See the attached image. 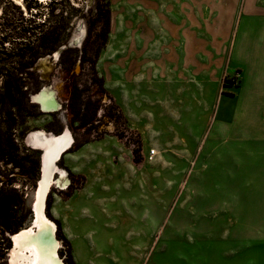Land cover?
Returning <instances> with one entry per match:
<instances>
[{
	"label": "rangeland",
	"instance_id": "rangeland-1",
	"mask_svg": "<svg viewBox=\"0 0 264 264\" xmlns=\"http://www.w3.org/2000/svg\"><path fill=\"white\" fill-rule=\"evenodd\" d=\"M51 1L38 0L37 9L30 13L26 10L30 0H0V19L3 10L16 12L10 3L18 6L26 18L36 11L48 16L47 4ZM109 1L110 32L105 44L96 35L103 22L99 13L106 9V1L69 0L65 15L71 13V7L75 9L72 27L53 53L61 54L65 47L73 49L69 57L75 56L77 62L72 73L76 74L79 89H87L82 101H86L90 113H96L94 121L85 128L72 122L73 80L59 58L49 59L53 54L42 57L47 61L37 63L34 70L43 81L31 96L44 87L50 88L59 109L44 113L35 104L25 127L26 137L16 153L19 162L26 156L38 160V172L26 175L12 163L0 160V170L7 174L1 179L12 178L14 187L24 191L28 220L41 177L42 155L26 142L30 133L59 135L69 129L79 143L111 138L118 151L112 175L110 168L98 167L97 160L102 153L114 152L110 140L69 156L72 166L89 169L88 179L71 174L64 160L57 163L72 185L67 190L51 188L47 199L52 197V206L57 203L58 214L51 210V215L47 211L46 215L57 225L61 243L58 253L65 264H264V219L256 198L244 202L230 181L217 180L210 167L196 161L193 151L184 147L183 139L188 145L198 144L206 128L205 109L191 100L205 101L198 99L202 93L194 86L200 73L204 74L200 54H191V69H185V77L176 69L178 78L173 81L152 79L156 76L152 71L158 70L162 58L167 62L164 55H169L159 52L170 38L160 20L169 0ZM218 40L224 44L220 88L232 94L230 87H236L239 79L237 71L228 72L232 38ZM215 67L209 58L207 86L220 78L212 76ZM94 71L103 81L102 87L98 81H88ZM227 78L236 79L235 84ZM0 120L5 117L0 115ZM151 149L157 151L152 160L148 155ZM123 152L126 158L120 160ZM85 155L90 157L87 162ZM9 253L10 247L3 251L0 243V264H11Z\"/></svg>",
	"mask_w": 264,
	"mask_h": 264
},
{
	"label": "crops",
	"instance_id": "crops-1",
	"mask_svg": "<svg viewBox=\"0 0 264 264\" xmlns=\"http://www.w3.org/2000/svg\"><path fill=\"white\" fill-rule=\"evenodd\" d=\"M168 3L167 12L160 15V20L162 30L170 38L167 45L160 46L159 52L169 55H164L167 62L159 57L162 63L158 70L152 71L156 75L152 79L173 81L177 77L176 69L185 77V69H191V54H200L199 63L204 65L200 69L204 74L200 73L194 86L202 93L197 98L205 101L191 100L200 102L199 108L205 109L206 128L198 144L191 146L183 139L184 147L193 151L196 161L209 166L217 180L230 181L231 188L238 191L237 196L243 197L244 202L256 198L255 204L264 219V0H169ZM222 37L232 38L228 72L239 73L238 85L230 87L232 94L223 93L220 88L224 44L218 38ZM209 58L216 66L212 76L220 78L207 86ZM187 106L191 114V106ZM137 113L140 114L138 107ZM106 140L112 141L114 152L102 153L97 159L98 167L110 168L112 175L118 151L111 138L87 143L72 153L65 151L60 160H64L71 174L88 179L89 169L72 166L68 158ZM123 158H126L124 152L119 159ZM84 160L87 162L90 157L85 155ZM55 204L51 210L58 214Z\"/></svg>",
	"mask_w": 264,
	"mask_h": 264
},
{
	"label": "trees",
	"instance_id": "trees-1",
	"mask_svg": "<svg viewBox=\"0 0 264 264\" xmlns=\"http://www.w3.org/2000/svg\"><path fill=\"white\" fill-rule=\"evenodd\" d=\"M105 1L104 7L106 9L104 11L101 9L99 13V16H103V22L96 35L101 40L102 45L106 43L110 32V1ZM68 2L69 0H52L47 4L48 16L36 11L35 14L26 18L23 11L12 3L10 5L16 9V12L3 10L1 14L0 115L4 116L5 120H0V160L5 164L12 163L26 175L35 176L39 168L38 160L30 156L21 158L20 162L16 160L19 145L26 137L25 127L32 117L35 107V104L30 101V96L39 90L43 81L41 74L36 72L34 68L42 57L56 52L58 46L64 43L68 37L72 27L70 20L75 13V9L71 7V13L65 15ZM37 4L38 0H30L26 5L27 12L33 13V10L37 9ZM56 9L59 10L58 14H55ZM43 16H45L44 20H42ZM72 51V48L63 50L59 62L66 69L70 79L73 80V88L71 87L73 91L70 94V107L71 112H73L72 122L79 123V128H85L92 124L96 113L94 111L90 113L86 101H82V96H85L87 89L85 87L79 89L78 83L75 82L76 74L72 72L77 58L75 56L69 57ZM99 51L100 49L96 52V56ZM81 61L80 63H83ZM92 70H94V66ZM88 81L90 83L98 81L99 85L103 86V81L97 78L96 71L88 78ZM227 81L235 84L236 79L227 78ZM4 128H6L5 131ZM86 143V141L80 143L75 141L67 151L78 150ZM134 153L136 154L137 151L135 150ZM135 162L138 160L135 159ZM3 175L7 174L0 170V243L1 248L5 251L10 247L8 235L18 232L23 227L29 212L26 208L24 191L14 187L12 178L6 176L5 180L1 179ZM52 204L53 199L49 196L46 207L49 216L51 215Z\"/></svg>",
	"mask_w": 264,
	"mask_h": 264
},
{
	"label": "bare ground",
	"instance_id": "bare-ground-1",
	"mask_svg": "<svg viewBox=\"0 0 264 264\" xmlns=\"http://www.w3.org/2000/svg\"><path fill=\"white\" fill-rule=\"evenodd\" d=\"M56 54V53H55ZM56 56V55H55ZM47 60H43L44 64ZM33 99L43 110L54 112L59 109L54 94L47 89ZM33 149L41 151V177L36 188L31 208L33 213L28 227L14 238V248L10 250L11 264H64L58 255L61 243L57 239V225L46 215V199L54 184L66 188V172L57 166L62 153L71 148L74 139L69 129L59 135L44 131L32 132L26 141ZM58 179V180H57Z\"/></svg>",
	"mask_w": 264,
	"mask_h": 264
},
{
	"label": "water",
	"instance_id": "water-1",
	"mask_svg": "<svg viewBox=\"0 0 264 264\" xmlns=\"http://www.w3.org/2000/svg\"><path fill=\"white\" fill-rule=\"evenodd\" d=\"M63 49H66V47L63 48ZM55 55H56V56H55ZM59 55H60V53L53 54L52 56L49 57V59L57 60V59L59 58ZM43 60H44V59H40L37 63L41 64V62H42ZM45 89H47L49 92H52V93H53L52 89L47 88V87H44V88H42L38 93H36L35 95H39V94L43 93V91H44ZM53 94H54V93H53ZM33 96H34V95L30 96V101H31L32 104H36V105L39 107V109H40L41 112H44V113H53V112H51V111L47 112V111L43 110V108H42V106H41V103L35 101V100L33 99ZM55 111H57V110H55ZM55 111H54V112H55ZM44 132H45V131H44ZM45 133H46V132H45ZM46 134H50V133H46ZM52 134H53V133H52ZM41 162H42V155H41ZM32 213H33V208H32ZM29 220H30V219H28V220L25 222V224L23 225V227H22L18 232L14 233V234H9V235H8V239H9V241H10V250L14 248V244H15V242H14V238H15L16 236H19V235L22 233V230L29 226V224H30V221H29ZM56 236H57V234H56ZM58 255H59V253H58ZM8 258H9V261H10V254L8 255ZM63 262H64V261H63ZM10 263H11V262H10ZM64 264H65V263H64Z\"/></svg>",
	"mask_w": 264,
	"mask_h": 264
},
{
	"label": "built area",
	"instance_id": "built-area-1",
	"mask_svg": "<svg viewBox=\"0 0 264 264\" xmlns=\"http://www.w3.org/2000/svg\"><path fill=\"white\" fill-rule=\"evenodd\" d=\"M156 155H157V151L155 149H151L149 152V159L152 160ZM67 175H68V173H67ZM66 179H67V177H66ZM67 180H68V183H67L68 185L66 188H63V187L59 186L58 184H54L53 186L57 189H60V190H65V189L67 190L72 185L71 181L69 179H67Z\"/></svg>",
	"mask_w": 264,
	"mask_h": 264
},
{
	"label": "flooded vegetation",
	"instance_id": "flooded-vegetation-1",
	"mask_svg": "<svg viewBox=\"0 0 264 264\" xmlns=\"http://www.w3.org/2000/svg\"><path fill=\"white\" fill-rule=\"evenodd\" d=\"M71 184H72V180H71Z\"/></svg>",
	"mask_w": 264,
	"mask_h": 264
}]
</instances>
